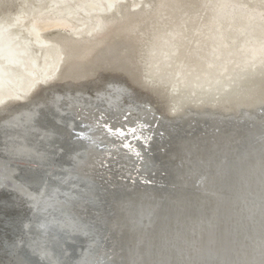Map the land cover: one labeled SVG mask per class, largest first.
<instances>
[{
  "label": "bare ground",
  "instance_id": "bare-ground-1",
  "mask_svg": "<svg viewBox=\"0 0 264 264\" xmlns=\"http://www.w3.org/2000/svg\"><path fill=\"white\" fill-rule=\"evenodd\" d=\"M51 31L55 32L49 36ZM143 42H150L147 48H144L147 55L156 64L153 65L155 70L150 74L154 82L162 77L163 79H170L175 87L174 92H171L173 93L171 98L175 104L178 103V108L173 106L171 111L178 112L186 105H194L196 108L201 105L200 109H204L207 105L214 107L220 105V111L233 110L235 112L242 105L253 107L264 104V89H262L264 85V0H0V112H5L0 116V127L2 128L3 125L10 122H14L16 127L30 124L36 120L40 108L44 104L47 106L44 107L47 108L45 111L50 112L52 117L53 112L58 113L59 111L62 115L60 118L69 127L67 134H65L66 130L64 132L58 131L55 129V125L47 126L44 124L36 127L34 125L37 123H33L29 132L23 135L33 134L31 132L33 129L36 132L31 137L36 138V143H42V147L39 151H31L37 160H29V157L6 159L0 156V186L11 184L13 187L9 188H13L22 194V190L19 189L24 185L22 183H29L28 185L36 183L32 180L12 179L10 177L12 175L11 168L18 165L16 163H24L25 168L34 170L32 167L34 165L39 166L41 162L47 166L45 167V178L50 177L53 180L54 177L50 173L54 167L52 166L54 162L49 160L48 142L58 138L59 141L57 142L60 144L55 148L56 153L60 155L63 150L64 152L72 150L69 156L73 158V167L67 166L61 169L60 166L55 167L56 174L60 170L55 180L57 183H70L71 185H68L69 190L73 183L78 184L77 187L79 186V190H82L80 193H85L84 201L91 199L89 193L91 185H89L86 177L92 181L91 183H98L105 188L108 185H117L115 190L121 188L134 189L132 191H135V189L142 187L152 189L151 187L155 184L144 187L140 185L139 180L137 181L139 184L128 182L126 184L119 181L114 174L112 176L110 173H103V169H99L103 164L101 161L109 159L108 157L111 158V153L106 149L112 150L113 155L117 157V160H107L106 163L112 165V168L110 166L109 168L117 170L121 167L122 172H126L128 166L139 165V162H142L141 159L144 160L138 168H144L146 172L148 164L154 162L155 157L154 153H149V147H140V150L129 149L132 144H138L139 140L135 141L137 136L140 135L141 139L144 138L141 132L139 135L137 133L136 136L132 134L125 137V143L120 141L123 138L117 137L119 141L115 143L112 139V135H114L111 133L112 131L109 133L102 127L103 122L100 119L103 115L114 120V125L118 126H133L136 123H142L145 126L153 125L154 129V125L158 124L156 130L147 129L144 133L155 132L158 134L160 130L165 133L164 128L168 131L172 129L171 140L173 143L179 144H182L184 139L189 140L188 136L194 135L193 132L196 130L199 135L190 138V141L193 139L194 141L189 142L188 148H190L191 154L199 153L198 156H200L201 161L204 160L201 156L204 155L205 151L211 149L212 145L216 146L213 142H216V136L221 132L217 131L219 127L207 128L202 123L205 130L201 131L202 128L199 129L198 127L201 125L195 119L198 114L191 110L177 114L182 117L181 120L167 123V125L163 124L165 120L160 119L161 116L158 119V113L151 104L152 102H148L145 96H143L145 98L141 97L145 90L138 82L136 68L134 70L132 66L134 55H137ZM136 57L138 58V56ZM146 58L148 57L146 56ZM141 64L139 66L143 68V64ZM102 69L106 71L109 69L112 71L111 73H119L121 76L112 77L109 76V72V75L105 72L108 75V79L105 77L109 80V84L106 87L104 85L98 87L97 94L93 98L89 97L91 99L87 98L88 100L84 97L86 94L85 92L82 93V90L74 93L69 91L71 88H76L73 84L94 78L99 75L98 73ZM105 70H102L103 73ZM143 72L145 73L144 70ZM141 74L143 73L141 72ZM127 75L130 76L128 80L124 79ZM135 85L139 88H136ZM258 86L262 90H259ZM78 87L82 88L81 85ZM137 89L141 91L138 92ZM49 90H53V92L51 93ZM133 92L137 93L139 98H133L130 95L126 97L127 100H124L122 96L124 93L128 95V93ZM30 98H32V103L23 104ZM61 100L62 102H60ZM154 103L156 104V102ZM159 108L165 107L162 105ZM168 108L170 107L168 106ZM127 113L130 114L128 118L126 117ZM21 119L27 121L25 125H16L15 121H21ZM253 119L254 122L249 125V128L242 127L245 128V133L250 129L252 133L257 134L256 129L258 130V128L256 126L258 125H254L264 123V116L262 120ZM178 123L183 124L175 131L176 128L173 126L179 125ZM161 139L162 141L167 140L168 133L161 136ZM132 140L134 141L131 142ZM64 141H66L67 147L62 145ZM123 143L125 148L120 147L123 146ZM20 145L21 150L27 148L30 151V146H32L31 148H38L35 144L24 145L23 140ZM141 145L143 146V144ZM0 147L3 148L4 146L0 145ZM184 148L186 147L184 146ZM263 148L264 143L258 149ZM258 149L253 151L260 157ZM15 150L18 153L22 152L18 151L20 149L17 147ZM171 150L170 147L165 152L160 150L157 154L164 160L169 156ZM22 154L25 153L22 152ZM249 155L250 153H248ZM176 157L177 164H181L176 166L177 173L171 174H179L185 177L184 183L195 189L194 195L211 194L215 189H219L214 181L215 174L203 175L200 179L191 175L192 178L190 179V175L186 173L191 172L193 174L192 169L195 167L191 169L189 165L183 164L182 155L179 158ZM135 159L137 160L134 161ZM233 160L242 162V158L238 157ZM50 161L51 163L46 165ZM261 163L257 162V164ZM158 165L155 164V168L149 169L148 172L156 174L157 172L154 170L157 169ZM182 165L187 172L182 171ZM226 167L232 166L226 165ZM8 168L10 176L6 174ZM41 170L43 171L44 167ZM72 172L77 176H74ZM164 172L166 173L162 167L157 175L162 176ZM102 174L105 175L104 178H101ZM108 180L111 181L107 182ZM148 180L151 183L161 182H157V179L155 181L152 176ZM195 183L198 185L197 188H195ZM60 189L59 187L56 190ZM217 194L223 197L222 200L232 202L229 211L232 210L234 204L236 206L242 200L235 191L225 196L220 193ZM80 195L78 194V196ZM32 198L34 201H38L37 193L32 192ZM188 199L189 197L184 200L188 201ZM209 204L213 207L212 202ZM82 208L85 209L84 206ZM262 208L264 209V207ZM160 209L155 207L150 210L158 213L164 211ZM135 210L136 212L133 211V215L129 217L130 220L136 219V222L144 225L145 221L142 222L139 217L135 216L138 212L141 217H150V220L144 225L146 230H141L142 225L138 227L140 230H135L138 231L135 232L138 233L135 245L139 252L131 258L132 264H226L233 259L232 252H236L238 249L237 244L233 242L235 239L233 232L238 227L235 226V223H230L231 225H226L227 222H224L226 224L221 223L223 221L221 216H217L216 221L213 216H202L206 218L205 224L203 222L202 227L200 226L201 229L200 227L198 229V223L195 222L193 225L194 217L198 216L193 215L188 219L189 223L181 224L182 227L179 224L173 227L175 232L173 235L176 237L172 235L174 239L172 243V239L171 241L166 239L168 228L171 229L170 226L173 223L171 219L166 221L164 218H158L157 214L148 208L143 213L138 208ZM97 214L100 215V213ZM117 214L118 212L113 214L114 218ZM192 214H195V209ZM123 220L113 221L114 227L105 231L103 241H105L108 231L121 234L125 221H127L124 217ZM117 224L120 225L119 228ZM193 226L194 228H192ZM100 229L102 230V228ZM40 230L39 228V235L42 234ZM189 230L193 232L190 236L188 235ZM258 238L254 240L255 252H251L252 257H244L245 262L241 260L238 261V264H264V254L260 256L263 250L258 249L260 247L259 242L263 240L261 232L258 233ZM186 239L193 242L189 251L185 248L187 244H183ZM120 242L121 240L116 244L114 241L109 245L113 251L111 255L116 259V263L121 259L120 250L117 247ZM246 245L248 244L246 243ZM103 249L107 252L106 246ZM102 252L100 254H103ZM91 255L92 251H88L83 256H73V260L69 254H66L65 258L69 257V263L72 262L73 264H80L81 262L92 264L91 258L86 257H92ZM101 257L99 254L94 256L96 260L101 259Z\"/></svg>",
  "mask_w": 264,
  "mask_h": 264
},
{
  "label": "water",
  "instance_id": "water-1",
  "mask_svg": "<svg viewBox=\"0 0 264 264\" xmlns=\"http://www.w3.org/2000/svg\"><path fill=\"white\" fill-rule=\"evenodd\" d=\"M117 75H119V77L121 76L119 73H110L109 76L115 77ZM126 78L127 80L129 79L128 77ZM140 86L145 88V85L142 83H140ZM259 86V90L264 89V85L262 89ZM135 87L139 88L136 85ZM49 91L51 93L53 92V90ZM122 96L125 100L126 97L130 96V93H128V95L124 93ZM146 96L149 97L148 94H146ZM32 102V98H30V100L23 102V104L25 103L28 105V103ZM60 102H62V100ZM219 106L220 105L216 107L207 105L204 109H200L201 105L197 108L195 106L191 107V111L198 114V117L195 119L197 123H200L201 126L198 127L199 129L202 128L201 131L205 130L202 123H204L207 128L217 126L219 127L217 131H221L219 134L220 136H216V142H213L216 146L212 145V148L207 149L204 155L201 156V158H204L203 161H201L200 156H198L199 153L196 155L194 153L191 154L189 151L190 148H188L189 142L194 141V139L190 141V138L194 135H199L198 131L195 130L193 132L194 135L188 136L189 140L184 139L186 144L184 142L179 144L173 143V140H171L173 133L172 129L169 131L165 128L163 129L166 134L168 133V139L164 141L161 139L159 143L156 142L158 144L154 142V147L158 146L160 143H168V148L171 147L172 150L169 156L164 160L160 158L161 156H159V154L154 153V162L152 161L148 164L147 169H154L155 164L161 165L166 171V175H164L163 178L166 183L163 185L157 183L151 187L152 189H144L140 186L143 185L147 187V185L151 186V184H140L139 187L142 188L135 189V191H132L134 189H114L112 196H109L108 189L98 183H91L92 181L84 176L87 181H89V185H91L89 188L91 199L90 201H84L85 193H80L82 190H79V186L77 187L78 184L73 183L72 188L69 190L68 185L70 183H57L55 178H53V180L50 179V177L45 178L44 173L46 171L45 167L47 166L43 165L41 162L39 164L40 168L39 166L32 167L34 170L27 169L24 167L25 165L19 163L18 165L12 164L14 165L11 168L12 175L10 176L8 174L10 172L9 168L6 173L12 179L19 181L32 180L36 181V183L34 185L22 183L24 185L19 188L22 190V194L16 192L13 188L3 185L0 186V264H38L37 261L42 263L45 262L46 264H73L72 262L69 263L70 258L73 260V256L80 257L79 254L76 253L75 248L78 247L80 241L81 243L83 241L85 242L87 238L93 242L90 249V252L92 251V257L86 256L87 258H91L92 264H120L121 261H123L124 264H132L131 258L139 252L135 245L136 235L138 234L135 232L138 231L135 230H140V228H138L140 225L143 227L141 230H146L144 225L150 220V217L143 218L139 215V212L135 214L142 222L145 221L144 225L136 222V219L130 220L129 217L133 215V211L136 212L135 208L140 209V212L143 213L146 211V208L150 210L155 207L164 210L160 213L150 210L154 211L158 218L161 217L166 221L167 219L173 221L170 226L171 229L168 228V237L166 238L170 241L172 239V243L174 240L172 235H175L173 227L178 226L177 224L182 227L183 224L189 223L188 219L193 215L198 216L194 217L195 220L193 223V225L195 222L196 224L198 223V229L200 226L202 227L203 222L205 224L206 218L204 217L213 216L216 221V217L221 216L223 220L221 223L227 222V224L224 223L226 225L235 223V226L238 227V229L233 232L235 237L233 242L237 244L238 249L236 252H232L233 259L226 264H238V261H244V257H252L251 252H255L254 240L258 238V233L260 232L263 234V240L259 242L260 247H258V249L263 250L260 256L263 255L264 209L262 207H264V205L261 204H264V148H258L264 143V126H261L264 123L254 125H258L256 126V128H258V130L256 129L258 132L257 134L252 133L250 129L245 133L244 129L246 127L249 128V125L253 124V118L262 120L264 116V104L253 107L242 105L238 107L235 112L233 110L220 111L221 108ZM44 107H47L46 104L40 108L41 110L39 109L40 113H38L36 120L30 122L28 125H25L27 121L21 119V121L16 120L15 123L18 126L25 125L23 127H16L14 122L6 123L2 128L0 127V145L4 146L3 148L0 147V156L6 159L29 157V160H37V158L33 156L32 151H39L42 147V143H36V138L31 137V135L34 136L36 132H34L33 129V131H31L33 134H28L27 136L23 135L29 132L33 123H37V125H34L36 127L44 124L47 126L55 125V129L61 132H64L62 128H66V130L69 128L62 121L63 119L60 118L61 114L59 111L58 113L53 112L52 117L50 112L45 111L47 108ZM2 114H5V112L1 111L0 116ZM170 116L176 117V115ZM238 117L244 119L241 120ZM181 118L182 117L177 116L173 119V123L177 122L176 120H181ZM237 121L245 123H239ZM167 123H172V121H164L163 124L167 125ZM181 124L183 123L173 126V128H176L175 131L178 130ZM156 127H158V124ZM137 133L139 135V130L134 133L135 136ZM139 136L136 137L137 139L135 141L139 140L136 145L152 142L149 137H144L143 140ZM22 140L24 145L30 146L35 144L38 148H31L32 146H30V151H28L27 148L21 150V145L19 146V144L22 143ZM57 141H59V139L54 138L52 141L48 142V148L50 149V155H48L50 158L49 160L70 164V167H73V158L69 156L72 148L70 149L71 151H68L69 153L63 150V152L58 155L55 148L58 147L57 145L60 143ZM65 144L67 145L66 141L62 143L63 146ZM184 146L186 148H184ZM16 147L20 149L18 151H22L25 154L16 152ZM183 149H185V151H183ZM257 149L260 152V157L254 152ZM247 152L250 153V157ZM181 155L184 160L183 164L189 165L191 169L195 167L192 169V174L191 172L188 173L182 165V171L187 172L186 174L190 175V179L194 176L200 179L203 175L215 174L216 177L214 181L219 189H215L211 194L201 193L200 195H194L195 189L184 183L185 177L179 174H171L175 173L176 166L181 164H177L175 157L177 156L176 158H179ZM235 157L242 158V162L233 160ZM51 161L47 162L46 165H49ZM257 162L262 163L257 164ZM226 165H231L232 167H226ZM43 167L44 170L42 171L41 169H43ZM60 167L62 168L63 166L60 165ZM59 171L57 172L60 173ZM72 173L74 176H77L74 172ZM191 175L193 176L191 177ZM18 177H20V179H18ZM47 181L51 183H45ZM59 187L61 189L56 190ZM197 187L198 185L195 183V188ZM234 191L241 196L242 200L240 204H236V206L234 204L232 210L229 211L232 202L222 200L223 197L219 196L217 193L225 196ZM32 192L37 193L38 201L33 200ZM78 194L81 195L78 196ZM187 197H189L188 201L184 200ZM209 202L213 203V207L210 206ZM83 206L85 209L82 208ZM194 209L195 214H192ZM116 211L118 214L115 215L116 218H114L113 214L117 213ZM28 213L30 214L29 217L25 218ZM97 213H100V215ZM123 217L127 221H125V226L121 232V242L117 246L120 250L119 254L121 255V259L116 263V259H107L104 254L100 253L105 246V241H103L105 231L114 227V220L124 221ZM207 220H209V218H207ZM210 220L212 221V219ZM119 226L120 225L117 224L118 228ZM39 228L42 233L40 235ZM100 228H102V230ZM192 228H194V226ZM23 234L26 235L25 244L19 242V238L21 235L23 236ZM192 234L193 232L189 230L188 235L190 236ZM184 243L187 244L185 248L189 251L193 242L186 239L183 241V244ZM246 243L248 245H246ZM78 248L81 249L80 246ZM244 251H246V253H244ZM175 252L177 253V251ZM66 254H69L70 258H65ZM98 254L102 257L96 260L94 256ZM260 259L262 260L263 258Z\"/></svg>",
  "mask_w": 264,
  "mask_h": 264
},
{
  "label": "rangeland",
  "instance_id": "rangeland-1",
  "mask_svg": "<svg viewBox=\"0 0 264 264\" xmlns=\"http://www.w3.org/2000/svg\"><path fill=\"white\" fill-rule=\"evenodd\" d=\"M146 1V0H145ZM55 31H51V32H49V36H52L53 35V33H54ZM150 43V42H149ZM149 43H147V42H143L142 44H141V46L143 45V47L141 48V46H140V48H139V50H138V52H137V55L136 56H138V58L134 55V58H133V62H132V66H133V68H134V70H135V68H136V70H135V72H136V74H137V78H138V82H139V84L140 83H144L143 85H145V88L143 89V90H145V91H143L144 93H146V94H148L149 95V97H147L145 94L144 95H141V97L142 98H145V99H147L148 100V102L149 101H151L150 103L151 104H153V106H154V109H155V111H156V113H158V119H159V117H160V119H164L165 121H167L168 120V122L169 121H172L173 122V120L172 119H175V118H173V117H171L170 115H171V112H173L172 113V115L173 116H175V115H177V114H179V113H182V112H185V111H190L192 108L191 107H194V106H190V105H186V106H184V108H182V109H177L178 110V112H175V111H171V109H172V107L174 106V107H176V108H178V103H174L175 101L173 100V98H171L173 95V93H171V92H174V89H175V87H174V85H173V83L170 81V79L169 80H167V79H163L162 77H160L157 81H155L154 82V80L152 79V77L150 76V74H152V72L155 70V62H154V60H152L148 55H147V53L145 52V48H147V45L149 44ZM145 47V48H144ZM144 48V49H143ZM144 50V51H143ZM143 51V52H142ZM141 53V54H140ZM146 53V54H145ZM142 55H144V57H142ZM146 56L148 57V58H146ZM140 58V59H139ZM147 59V60H146ZM152 60V61H151ZM141 61V62H140ZM148 62V64H147V62ZM151 62V63H150ZM165 62V61H164ZM219 62H220V60H219ZM137 65H136V64ZM143 65H142V64ZM150 63V64H149ZM154 63V64H153ZM142 65L143 66V68L141 67V66H139V65ZM145 65V66H144ZM152 65V66H151ZM154 65V66H153ZM160 65H161V62L159 63V67H160ZM134 66H136V67H134ZM139 66V67H138ZM102 67V66H101ZM100 67V68H101ZM153 67V68H152ZM139 68H140V70H139ZM139 72H138V71ZM143 70L145 71V73L147 74L146 76L144 75L145 73L143 72ZM107 73L108 74V72H109V74L112 72L111 70L109 71V69L106 71H104V73ZM141 72L143 73V74H141ZM149 72V73H148ZM103 73V71H100L98 74L99 75H97V76H95L94 78H89V79H87V80H83V81H80V82H78V83H76V84H73L76 88H71V89H69L70 90V92L71 93H74V92H76V91H78V90H82V93L83 92H85V96L84 97H86V99L88 98V99H91V98H89V97H92L93 98V96L94 95H96L97 94V92H98V89L100 88V86L101 85H104L105 87L109 84V80H107L108 79V75L105 73L104 74ZM114 73V72H113ZM140 75H139V74ZM149 74V75H148ZM142 75V76H141ZM102 76V77H101ZM107 77V79H106V77ZM139 76V77H138ZM144 76V77H143ZM147 76H149V77H147ZM100 77V78H99ZM105 79H104V78ZM126 77H128V78H130V76L129 75H127ZM125 77V78H126ZM143 77V78H142ZM95 78H97V79H95ZM99 78V79H98ZM102 78V79H101ZM124 78V79H125ZM145 78V79H144ZM95 79V80H94ZM127 79V78H126ZM142 79H143V81H142ZM151 79V80H150ZM89 80V81H88ZM101 80H103V81H101ZM140 80H141V82H140ZM150 80V81H149ZM153 80V81H152ZM96 81V82H95ZM101 81V82H100ZM167 81H169L168 83H167ZM83 82V83H82ZM87 82V83H86ZM91 82V83H90ZM130 82V81H129ZM152 82H153V84L155 85V88L157 89H155L153 86V84H152ZM164 84H163V83ZM96 83V84H95ZM123 83H125V82H123ZM146 83V84H145ZM161 83V84H160ZM152 84V85H151ZM79 85H81V87L82 88H80V87H78ZM97 85V86H96ZM167 85V86H166ZM171 87H169V86ZM88 86V87H87ZM164 86V87H163ZM173 86V87H172ZM99 87V88H98ZM109 87V86H108ZM161 87V88H160ZM79 88V89H78ZM86 88V89H85ZM90 88V89H89ZM164 88V89H163ZM165 88H167V89H165ZM89 89V90H88ZM93 89V90H92ZM161 89V90H160ZM173 89V90H172ZM160 90V91H159ZM165 90V91H164ZM166 90H167V92H166ZM111 91V90H110ZM109 91V92H110ZM134 91H136V89H134ZM138 92H140L139 90H137ZM171 93H169V92ZM156 92V93H155ZM89 93H91V94H89ZM152 95L153 94V96H151L150 94ZM169 93V94H168ZM130 95H132L133 96V98H139L138 97V94L137 93H135V92H133V93H130ZM136 95V96H135ZM164 95V96H163ZM166 95H168V96H166ZM171 95V96H170ZM135 96V97H134ZM143 96H145V97H143ZM151 96V97H150ZM155 96V97H154ZM140 97V98H141ZM152 97H154V98H152ZM141 98V99H142ZM87 99V100H88ZM128 98H125V100H127ZM144 99V100H145ZM158 99V100H157ZM170 99H171V101H170ZM147 100H145V101H147ZM154 100H156V101H154V102H156V104L153 102ZM159 101V102H158ZM163 103V104H161V103ZM158 103V104H157ZM172 103V104H171ZM180 103V102H179ZM155 104V105H154ZM160 107H162V105H163V107H165V108H159V106ZM165 105V106H164ZM171 105V106H170ZM152 106V107H153ZM168 106L170 107V108H168ZM173 107V108H174ZM260 107V106H259ZM175 108V109H176ZM181 108V107H180ZM162 111V112H161ZM161 114V115H160ZM162 114H164L163 115V117H162ZM130 116V114H128L127 113V115H126V117L128 118ZM164 116H165V118H164ZM177 116H180V115H177ZM168 118V119H167ZM170 118V119H169ZM99 119V118H98ZM125 119V118H124ZM100 120H102V127L103 128H105L109 133L111 132V133H113L114 135H112L113 137H112V139H114V142L116 143V142H118L119 140V138H123V140H120L121 142H124L125 143V141L126 140H124V138L125 137H129L130 135H134V132H137V130H139V132H141V133H143L142 135L144 136V137H149V138H151V140H152V142L154 141V142H158V139H159V141L161 140V136H163L165 133L162 131L161 132V130L159 131V133L158 134H156L155 132L153 133H144V131H146L147 129H153V125L152 126H150V125H148V126H145V124H142V123H136L135 125H133V126H118V125H114L115 124V121L114 120H110V119H108V117H105L104 115H103V117L100 119ZM77 121L78 122H80V120L79 119H77ZM111 122V123H110ZM106 123V124H105ZM138 126V127H137ZM157 125L155 124L154 125V129L153 130H156L157 129V127H156ZM125 129H124V128ZM141 127V128H140ZM114 128V129H113ZM128 129V130H127ZM136 129V130H135ZM62 130H66V128H62ZM123 130V131H122ZM67 132H68V130H66L65 131V134H67ZM120 134V135H119ZM157 135V136H156ZM117 137H119V138H117ZM116 138V139H115ZM67 139V138H66ZM137 139V138H136ZM135 139V140H136ZM128 142H129V140H127ZM134 140H132L131 142H133ZM152 142H150V143H147V144H143V146L140 144V145H134V144H132V146H130V148L129 149H136V150H140V147L141 148H143V147H149V153H159V151L161 150V151H163V152H165L166 151V149H168V144L166 145V144H163V143H161V144H163V145H161V144H159L158 146H156L155 148H154V143H152ZM124 143H123V146H120L119 144V146L121 147V148H125V145H124ZM121 144V143H120ZM136 144V143H135ZM117 145V146H118ZM149 145V146H148ZM64 146H66V144L64 145ZM113 146H115V144H113ZM136 147V148H135ZM139 149H138V148ZM161 147V148H160ZM114 149V148H113ZM153 149V150H152ZM156 149V150H155ZM106 150H108V152L109 153H111V158L110 157H108L109 159H107L108 161H111V160H117V157L115 156V155H113V151L112 150H109V149H106ZM157 150H158V152H157ZM120 151V150H119ZM150 151H152V152H150ZM106 156V155H105ZM110 156V155H109ZM113 156V157H112ZM115 156V157H114ZM116 158V159H115ZM111 159V160H110ZM107 160H103V161H101L102 163V165L100 166V168L99 169H103L102 170V172L103 173H110V174H112V176H113V174L115 175V177H118V179H119V181H123V182H125L126 184H127V182L128 183H135V184H137L138 182H140V184H157V183H151L149 180H148V178L150 177V176H152L154 179H155V181H156V179H157V182H159V181H161V182H159L158 184L159 185H163L164 183H163V181H164V175H166V173L164 172V173H162V176H159V175H157V173L159 174V171L160 170H162V167H161V165H158V167H157V169L156 170H154L155 172H157L156 174H153V173H149L148 172V170H146V172L144 171L145 169L143 168V169H141V168H138V166L139 165H142L141 163L143 162V160L144 159H141L142 160V162H139V165H137V166H134V167H131V166H128V169H127V171L126 172H122L120 169H121V167H119V168H117V170H113V169H110V168H112V165L110 164V163H106V162H108ZM137 159H135L134 161H136ZM57 163V164H56ZM61 162H58V161H55L54 162V165L52 164V166H54L53 168H52V172L50 173V174H52L53 175V177L54 178H56V175H58V174H56L55 172H56V168L55 167H57V166H63V167H67V166H69L70 167V164L68 165V164H66V166H65V164H63L62 165V163L60 164ZM16 164H18V163H16ZM20 164V163H19ZM109 164V165H108ZM22 165H25L24 163L22 164ZM28 165V164H27ZM35 166V165H34ZM51 166V167H52ZM109 166H110V168H109ZM101 167H103V168H101ZM105 168V169H104ZM131 168V169H130ZM60 169H61V167H60ZM105 170V171H104ZM107 170H109L108 172H107ZM142 170H143V172H142ZM68 171V170H67ZM121 171V172H120ZM132 171V172H131ZM134 171V172H133ZM54 172V173H53ZM120 173H122L121 175H120ZM55 174V175H54ZM149 174V176H147ZM131 175V176H130ZM102 177L101 178H104V176L105 175H101ZM120 176V177H119ZM135 176V177H134ZM135 179H133V178ZM142 177V178H141ZM146 177V178H145ZM52 178V177H51ZM98 178H100V177H98ZM123 178V179H122ZM137 178V179H136ZM158 179H160V180H158ZM107 180V179H106ZM133 180V181H132ZM139 180V181H138ZM109 181H111V180H108L107 182H109ZM136 181V182H135ZM138 181V182H137ZM147 181V182H146ZM146 182V183H145ZM139 184V183H138ZM117 185H108V192H109V196H112V192H113V190H114V188L116 187ZM106 188V189H107ZM82 194V193H81ZM29 213L25 216V218H27V217H29ZM97 218H99V217H97ZM107 235H106V238H105V246H106V250H107V252H105V249H103V254H104V256L107 258V259H113V255H111V253L113 252L112 251V249H111V247L109 246L111 243H113L114 241L116 242V244L120 241V239H121V234H119V233H115V232H113V231H108L107 233H106ZM25 237H26V235L24 234L23 236L21 235V237L19 238V242H21L22 244L24 243L25 244ZM113 240V241H112ZM92 244H93V242L92 241H90L89 240V238H87V241H83L82 243H81V241H80V243L78 244V247L80 246L81 247V249H79L78 247H76L75 249V251H76V253H78L79 255L80 254H82V255H80V256H83L85 253H87L88 251H90V249H91V246H92ZM116 244H115V246H116ZM23 247V246H22ZM88 250V251H87ZM107 253V254H106ZM37 261V260H36ZM38 262V264H43V263H39V261H37ZM45 263V262H44ZM83 264H85L84 262H82ZM46 264V263H45ZM81 264V263H80Z\"/></svg>",
  "mask_w": 264,
  "mask_h": 264
},
{
  "label": "snow or ice",
  "instance_id": "snow-or-ice-1",
  "mask_svg": "<svg viewBox=\"0 0 264 264\" xmlns=\"http://www.w3.org/2000/svg\"><path fill=\"white\" fill-rule=\"evenodd\" d=\"M18 179H20V177H18ZM6 187H13V185L9 184V185H6ZM120 264H124V262L121 261Z\"/></svg>",
  "mask_w": 264,
  "mask_h": 264
}]
</instances>
